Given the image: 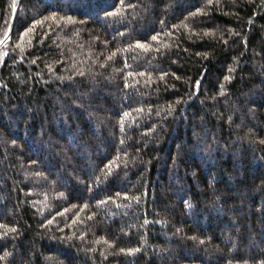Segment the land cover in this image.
Returning a JSON list of instances; mask_svg holds the SVG:
<instances>
[{"label":"trees","instance_id":"trees-1","mask_svg":"<svg viewBox=\"0 0 264 264\" xmlns=\"http://www.w3.org/2000/svg\"><path fill=\"white\" fill-rule=\"evenodd\" d=\"M0 264H264V0H0Z\"/></svg>","mask_w":264,"mask_h":264}]
</instances>
